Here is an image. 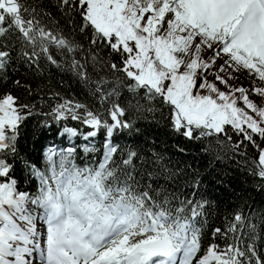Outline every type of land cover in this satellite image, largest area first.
I'll return each instance as SVG.
<instances>
[{
	"label": "snow or ice",
	"instance_id": "obj_1",
	"mask_svg": "<svg viewBox=\"0 0 264 264\" xmlns=\"http://www.w3.org/2000/svg\"><path fill=\"white\" fill-rule=\"evenodd\" d=\"M21 66L71 72L90 103L12 78ZM0 84V264H264V212L241 202L212 227L196 170L115 140L151 115L264 190V0H0ZM32 116L70 145L103 131L102 148L78 163L51 144L38 166L20 150Z\"/></svg>",
	"mask_w": 264,
	"mask_h": 264
},
{
	"label": "trees",
	"instance_id": "obj_2",
	"mask_svg": "<svg viewBox=\"0 0 264 264\" xmlns=\"http://www.w3.org/2000/svg\"><path fill=\"white\" fill-rule=\"evenodd\" d=\"M53 53L55 54L54 49ZM56 58L59 59V57ZM44 64L45 62L41 60V65L43 66ZM24 72L25 69L21 66L20 73L12 74V78H20L30 82L33 87L38 83L47 84L66 98H75L80 102L90 103L87 93L69 71L57 69L55 66H47L44 67L42 76L34 74L24 76L22 75ZM209 78L211 79V77ZM244 83L247 85L248 81L244 80ZM3 87L0 84V90ZM12 91L14 94L24 96V93L20 90L13 88ZM45 92H47V88ZM45 98L47 99V97ZM49 110L47 106L43 109L45 112ZM43 118V116L30 117L25 125L26 134L20 140L21 152L41 167L43 148L53 143L63 145L65 142V136L59 137L58 126L54 122L51 129L41 128L39 122ZM69 124L79 127L78 123L74 124L71 120ZM62 126L63 122L60 127ZM137 127L141 129V132L134 137L117 136L115 140L124 143L127 139L129 143L135 142L145 147H153L155 151L165 157V163H168L169 166L186 168L188 172L196 170L201 177L202 186L206 189L207 195L211 200L216 201L218 206L217 215L210 217L212 227L222 226L224 213L226 211L231 212L241 202H244L243 211L246 214L249 209L257 213L264 212V190L257 186V182L246 170H242L237 166L236 159L227 156L217 159L214 153L202 151L206 141L187 140L180 135L174 134L162 121L153 120L151 115L139 119ZM103 138L104 134L101 131L98 137L93 140L98 149L102 148ZM179 148H183L184 151H179ZM251 152L252 150L249 149L250 155ZM161 183H163V180H161ZM22 190L29 191L34 189L23 187L22 185ZM254 223L257 224L261 233L264 232V223L260 220H255ZM262 238L264 239V236Z\"/></svg>",
	"mask_w": 264,
	"mask_h": 264
}]
</instances>
